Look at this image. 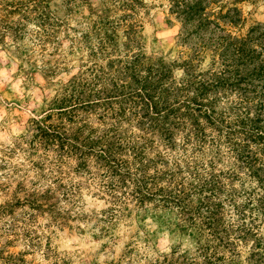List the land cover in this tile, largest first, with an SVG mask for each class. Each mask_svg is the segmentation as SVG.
Segmentation results:
<instances>
[{"label": "trees", "instance_id": "trees-1", "mask_svg": "<svg viewBox=\"0 0 264 264\" xmlns=\"http://www.w3.org/2000/svg\"><path fill=\"white\" fill-rule=\"evenodd\" d=\"M63 3L71 12L85 0ZM102 5L103 15H82L59 39L65 19L50 0H0V42L23 40L32 23L33 42L57 50L45 76L60 79L22 132L0 143V193L9 196L0 237L50 256L39 217L46 229L87 220L91 197L103 203L93 211L99 235L114 238L132 218L143 252L158 230L187 228L194 249L178 254L182 264H264V26L233 32L237 8L169 0L179 50L166 59L146 51L142 0ZM133 243L128 254L139 251ZM0 264L29 263L2 247Z\"/></svg>", "mask_w": 264, "mask_h": 264}, {"label": "rangeland", "instance_id": "rangeland-1", "mask_svg": "<svg viewBox=\"0 0 264 264\" xmlns=\"http://www.w3.org/2000/svg\"><path fill=\"white\" fill-rule=\"evenodd\" d=\"M23 1V0H13ZM108 0H85L83 5H72L69 12L63 0H50V7L55 16L64 18L65 23L57 30L59 39L65 33L72 35L71 27L78 25L82 15L93 12L103 15L102 3ZM215 1V2H214ZM144 6L139 8V15L143 20L142 41L148 54L162 55L166 59L176 57L179 47H175L178 22L168 13L169 0H142ZM216 4L223 6L222 11L237 8L242 23L232 27L233 32L245 34L252 26H264V0H209L210 7ZM70 13V14H68ZM117 10L111 9L108 14L115 15ZM18 15H12L16 20ZM167 18L172 22L168 23ZM33 24L27 25V33L23 40L0 42V143H9L23 130L25 119L30 115V109H40L44 100H49L58 87L59 75L52 76L45 70L53 69L55 57L53 43H47L48 51L42 45H37L31 39ZM264 29V27H263ZM239 31V32H238ZM64 49V47H63ZM60 53V51L58 50ZM45 69V70H43ZM9 197V196H8ZM0 193V203L7 198ZM85 211L92 216L87 220L70 221L63 227L44 228L47 224L45 218L39 217L37 230L41 233L50 232V245L53 252L45 256L42 250H30L24 241L7 243L6 237H0V248L14 254H22L29 264H156L163 261L167 255L168 264H182L179 253L186 254L194 249V235L190 230L183 229L182 234L173 235L167 230L155 232L156 225L150 224L146 228L153 230L154 236L150 238V247L143 252V242L137 237L141 227L136 220L126 219L114 230V238L109 235H99L95 227V210L103 207V203L91 197H85ZM19 217V216H18ZM1 226V223H0ZM39 226V227H38ZM139 230V231H138ZM42 231V233H43ZM140 234V233H139ZM142 235V234H141ZM137 242L139 251L127 253L129 245ZM153 243V244H152ZM46 242L43 241L42 245ZM134 245V243H133ZM43 247V246H42ZM41 247V248H42ZM176 247V253L172 255Z\"/></svg>", "mask_w": 264, "mask_h": 264}]
</instances>
